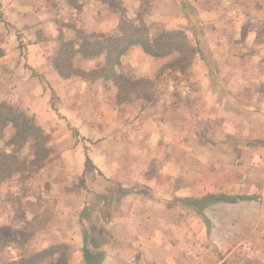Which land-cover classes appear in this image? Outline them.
<instances>
[{
  "label": "rangeland",
  "instance_id": "rangeland-1",
  "mask_svg": "<svg viewBox=\"0 0 264 264\" xmlns=\"http://www.w3.org/2000/svg\"><path fill=\"white\" fill-rule=\"evenodd\" d=\"M12 1L0 2V15L4 8L14 7ZM17 3L22 11H30L31 7L46 10V5L39 0H17ZM100 3L103 8L121 11H118L121 19L118 32L112 38L79 32V45L83 48L81 50L103 53L92 65L83 64L81 61L77 63L80 67L76 68L72 62L75 48L64 40L61 43L64 49L60 56L50 54L53 61L62 63L61 66L57 65L54 68L61 70L64 77L71 79L58 84L52 81L53 85H48L47 80L41 81L44 88L50 89L51 93L47 113L39 104L40 117L45 118L44 121L50 124V126L45 125L44 129L41 128L43 139H40L36 146V141L31 135L34 134L35 139L38 135L31 131L28 132L29 137L26 136L25 140L22 141L21 138L18 142L12 143L16 134L14 126L8 124L2 129L0 127V150L6 154L0 157V215L8 214L3 216L10 217V220L6 221L8 226L0 228V264H26L28 262L26 260L33 257L35 255L33 252L41 249L44 242L45 245L52 242L56 244L45 249H51L49 254L40 256L30 264H86L81 258V253L86 247L84 248L81 240L84 231L83 228L80 230L79 224L84 220L86 221L84 229L89 232L88 237L91 235V238H96L92 250H95L98 244L108 243L112 231L122 240L127 237L126 231L131 238L139 235L144 239L149 237L148 227H141L142 232L139 234L137 221L133 222L135 226L132 223L135 219L141 221L135 216H139V213L146 209L142 206L145 205L144 202L142 200L138 202V198L131 197L134 195H131V199L128 198L125 204L121 205V201L131 194V190H146L143 189L144 186H148L145 173L149 175L152 172L153 182L150 185H155L154 181L159 183L167 181L171 178L170 175L175 174L172 163L179 162L181 156L184 159L185 154H190L193 158L198 155L194 164L200 168L198 172L200 182H204L210 176L219 178L240 174L250 176L247 184L250 180L253 182L251 185L256 180H264V129L258 124V118L264 122V117L257 116L252 111H236L238 108L235 104H238V99H232L233 103L230 104L226 97L207 99L202 94L210 90V87L196 82L198 78H195L194 63L201 52L196 35L190 36L189 31H187L188 35L178 31L169 32L159 23L150 26L146 24L147 27H141L137 32L138 35L135 36L151 40L150 43L157 38L166 44L177 43V47L182 44L181 52L176 51L165 57L152 56L156 60L155 63L153 60L148 62L145 60L146 57L137 53H130V49L122 57L117 58L118 43L126 42L127 31L134 29L130 28L132 24L139 26L143 21L137 10L123 11L121 0H101ZM211 3L215 9L213 18L200 23L199 19L193 21L198 29L203 27L206 30L210 39L213 36H220L210 33V28L215 25L224 28L229 22H235L239 14H244L247 15L245 19L248 20V25L253 26L256 24L254 20L258 17L256 16L258 11L264 10V4L257 0H213ZM4 4L7 7L3 6ZM261 27L264 29V23ZM19 38L20 36L17 39L14 35L13 38H10V35L0 36L1 40H6L7 45L12 41V47L19 44ZM152 47L156 51L158 44ZM5 49L8 52L7 47H0V104L9 105L18 114L24 113L28 120L35 121L38 115L26 109L28 103L22 98L18 102L14 100V103L1 101L8 92H12L7 90L6 86L14 76L7 68ZM220 51L226 53V47L222 45ZM83 54L93 56L86 52ZM147 56L151 55L147 54ZM142 66L145 67V72ZM218 68L217 64L211 66L212 75L219 70ZM198 69L203 72L202 67ZM51 85L56 90L52 89ZM196 90H199L198 94ZM208 100L211 101L208 103ZM226 104L230 106L227 108ZM212 105H215L216 109L212 108ZM218 107L222 110L220 111ZM256 108L259 109L258 106ZM246 121L249 128H246ZM196 135L199 139L198 146L193 143L191 149L183 145V140L190 143L189 137ZM228 135L227 139L233 145L229 147L232 149L229 152L226 151V147L216 144L226 140ZM205 144L211 150L209 148L204 150ZM42 149H44L43 153ZM50 149L52 155L58 157L48 167L49 170L47 169L51 180L46 174L41 175L44 171L42 168L47 164L46 159ZM84 164L96 165L97 176L101 179H106L105 173L111 168L117 171L131 168L132 173L127 178L121 176L116 179L107 178L108 183H111L106 189L109 190L115 185L114 194L106 199L102 198L101 206L93 204L96 209L80 210L82 202L85 200L94 202L95 191L103 190V187H89L86 180L81 179ZM183 164L187 165L185 162ZM59 165L65 166L63 175H59ZM99 166L106 170L104 174ZM136 170H139L138 181L133 175ZM190 173L184 174L183 183L186 185L190 183V178L187 177ZM76 175L79 178H75ZM122 186L127 187L124 188L126 191H122L120 188ZM253 189L247 188L246 192L232 194L222 192L211 195L238 200L262 197L253 193ZM146 193L149 194L148 191ZM32 194L38 199L40 208L38 216L29 220L31 217L25 215L23 201ZM143 195L144 193L139 197ZM184 199L178 202L180 201L182 205ZM169 200L170 198H167V201ZM10 204H14V207L6 208ZM121 206L124 210L120 208ZM128 207L132 208L131 212L126 211ZM112 209H120L118 212L121 210L124 212L118 214L112 212ZM156 209L158 212V208ZM168 210L174 217L172 209L168 208ZM200 212L201 208L196 211L197 226L194 216L187 212L183 213V239L186 242L183 251L187 253L193 250L192 252L198 253V256L209 258L212 256L209 249L213 248L208 238L209 226L206 220L202 219ZM110 213L115 215L111 223H108ZM20 220L28 221V225H24L23 230L19 228L23 222ZM172 227L171 225L170 230ZM192 229L194 231L197 229V237L191 238ZM16 230L20 236L18 241H14L13 238L16 237L14 234ZM172 236L167 235L164 239H170ZM62 238L63 241L71 239V243H63ZM151 242L155 247L160 245V241ZM122 245L125 244L118 245L115 249L107 247V251L110 255H115L119 251L122 253ZM143 246L148 247L147 244ZM102 261L101 259L95 264H101ZM105 263L112 264L113 261L108 259Z\"/></svg>",
  "mask_w": 264,
  "mask_h": 264
},
{
  "label": "crops",
  "instance_id": "crops-1",
  "mask_svg": "<svg viewBox=\"0 0 264 264\" xmlns=\"http://www.w3.org/2000/svg\"><path fill=\"white\" fill-rule=\"evenodd\" d=\"M14 1H12L14 7H10L9 9L4 8L5 10L0 15V36L7 37V35H10V38H13L14 35L17 39L20 36L19 44L13 47L12 41H10L9 46L6 44V40L0 39V47L3 46V48L7 47L8 49V52L5 49L8 60L7 68L14 75L6 86L7 90H11L12 92H8L5 99L3 98L1 101L9 103L13 101L14 103V100L18 102L22 98L28 103L26 109L38 115L36 117L37 120L35 118V124L44 129L46 128L45 125L50 126V124L48 121H44L45 118L40 117L39 104H41V108H44V112L47 113V104L49 103L51 93L50 89L46 90L44 88L41 81L47 80L48 82L46 83L49 85L52 84V81L58 84V82L64 83V81H70L71 79L64 77L61 70L58 71L54 68L57 65L61 66L62 63L53 61L50 58V54L54 53L60 56L59 54L64 49L61 45L62 40H64L66 43L71 44L72 48H75L72 62L76 65V68L80 67L78 64L81 61L83 64L92 65L95 59L101 57L103 53L92 54L93 56L82 54L79 50V32L93 33L94 35L106 38L111 36L112 38L118 32L120 26L121 19L118 12L120 10L103 8L100 3L101 0H39L46 5V10L39 7H31L30 11H22L17 0ZM121 1L123 2V11L137 10L141 20L149 26L159 23L163 26V29L169 32L178 31L187 34V31H189L191 33L190 36L195 37L196 35L201 52L194 63L195 78H198L197 83L201 82L202 85L206 84L210 87V90L202 93L207 99L226 97L230 101V104L233 103L232 99H238V104H235L238 108L236 111H252L257 116L264 117V29L261 27V24L264 23V10L258 11L256 14L258 17L254 20L256 24H253V26L248 25V20L245 19L247 15L244 14H239L238 18H235V22H229L224 28L215 25L212 29L210 28V33H213V35L220 34V36H213L210 39L205 32L206 30L203 27L198 29V26L193 21L199 19L200 23V21L213 18L215 11L211 3L213 0ZM257 1L264 4V0ZM0 2L4 3L8 2V0H0ZM3 6L7 7L6 4ZM222 45L226 47V53L220 51V49L222 50ZM131 52L146 57L145 60L148 62L152 60L154 63L156 62L155 58L147 56V53L141 46H132L130 48ZM214 64L219 66V70L212 75L213 73L210 71V68ZM200 67H202L203 72H201V69H198ZM44 69L46 72H42ZM142 70L145 72V67L142 66ZM11 81H14V83ZM221 83L222 85H220ZM52 85L51 87L54 89L55 87ZM200 91L202 92L203 90ZM196 92L198 94L199 90H196ZM210 101L208 100V103ZM230 104H226L227 108ZM215 105H212V108H215ZM257 106L259 109L256 108ZM218 109L222 110L220 107ZM258 120V124L263 126L264 129L263 120L259 118ZM245 125L246 128H249L247 121ZM189 138L191 139L190 143H186L183 140L184 146H188L187 148L191 149L193 143H196L195 146H198L199 139L197 135ZM227 138H229V135L226 137V140L216 144L226 147V151L229 152L232 150L229 147L233 145ZM207 148L209 147L206 145L204 150ZM181 157L179 162L176 161L178 165L176 162L172 163L175 174L170 175L171 178L167 181L164 183L154 181L155 185H150L153 182L152 172L149 175L145 173L148 186H144L143 189L146 190H131V194H128L123 199L121 198V205L125 204L126 200L128 198L131 199V197L138 198V202L139 200L144 202L145 205L142 204V206L146 209L139 213V216H135V218L141 221L138 222L135 219L132 223H136L137 221L136 226L139 227V234L142 232V228L148 227L149 237L144 239L142 235H139L138 237L131 238L126 231L127 237L122 240L117 233L112 231L111 239L108 243L104 245L98 244L95 246L96 248L93 247L95 250H92L91 247L96 238H91V235L88 237L87 234L89 232L84 229L86 224L84 220L82 224L79 223L81 225L80 230L83 228L84 231L81 237L84 248L86 247L85 249H88L92 253V256H100L99 261L103 260L101 264H106L105 262L108 259L112 260L114 264H264V180H256L251 185L253 183L252 180L247 184L250 176L240 174L234 177L226 175L225 177L217 178L215 176L214 178L210 176L205 181L203 180L204 182H200L198 177L200 168L194 164L197 162L198 155L194 158L190 154H185L184 159ZM57 158L52 155L50 149L46 159L47 164L42 168L44 171L41 169L43 171L41 175L46 174L47 178L51 180V175L47 173V169L49 170L48 167ZM183 162L187 165H184ZM95 167L96 165L88 164L86 166L84 164L81 179L86 180L87 186L103 187V190L95 191L93 194L95 197L94 202L88 200L82 202L80 210L87 208L96 209L93 204L101 206L102 198L106 199L114 194L115 185L109 190L106 189V186L111 183H108L107 178L116 179L119 176L127 178L132 173L131 168H125L122 171L111 168V170L109 169L106 172L105 169L99 166L103 174L106 172V179H101L100 177L98 178V171ZM64 169V165L58 166L59 175H63ZM137 172L139 170L133 173L136 181L139 179ZM188 172H191L190 175H187L190 178V183L186 185L183 183V180L184 174ZM74 177L79 178L77 175ZM120 188H122V191H126L124 188L127 187L122 186ZM247 188H254L252 192L260 194L263 198L255 197L249 200H237L234 203L218 201L201 207L202 219L206 220L209 226L208 238L213 247L209 249L210 254H212L209 258L207 257L209 261L203 256H198V253H193V250L184 253L183 250L186 242L183 239V213L187 212L191 216H194L196 226L198 217L196 215L197 210L184 208L178 200H182V198L201 199L207 197L208 194L222 192H226L227 194L246 192ZM142 193L144 195L139 197ZM27 197L23 201L24 213L26 216L31 217L29 220H32L38 216L40 205L38 199H35L33 194ZM167 198H170L171 201H167ZM4 206L5 204L2 207L4 208ZM11 206L14 207V204L7 205L6 208H10ZM120 208L123 209L122 206ZM156 208H158V212ZM168 208L172 209L174 217H172V213H170ZM119 210H113L112 212L117 213ZM126 211L131 212L132 208L128 207ZM123 212L121 210L118 214H122ZM3 215H0V228L8 226L6 221L10 220V217H4L8 216V214ZM114 215L113 213L108 214L110 216L107 219L108 223H111ZM168 215L170 216L168 217ZM191 221H194V219H191ZM134 223L133 225L135 226ZM24 225H28L27 220L21 222L19 228L23 230ZM171 225L173 226L172 230H170ZM190 232L191 238L198 236L197 229L196 231L192 229ZM20 233L23 234L22 231ZM14 234H16V237L13 236L14 241L20 240L17 230L14 231ZM164 235L173 236L170 239H164ZM153 240L160 241V245L155 247L154 243L151 242ZM66 242L71 243V239L63 241V243ZM54 244L56 243L52 242L45 245L44 242L43 247L33 253L36 254L54 246ZM121 244H125L121 246L122 253L120 251L115 255L108 253L107 247L115 249ZM143 244H147L148 247L144 248ZM85 249L81 253V258L83 259L82 261L89 264L85 260Z\"/></svg>",
  "mask_w": 264,
  "mask_h": 264
},
{
  "label": "trees",
  "instance_id": "trees-1",
  "mask_svg": "<svg viewBox=\"0 0 264 264\" xmlns=\"http://www.w3.org/2000/svg\"><path fill=\"white\" fill-rule=\"evenodd\" d=\"M142 25H135L130 26V28H134V29H129L127 31V37H126V42H119L118 46H116V48L118 49V53H117V58L122 57L132 46H141L143 48V50L147 53L150 54L151 56L154 57H165L168 56L170 54L175 53L176 51L181 52L182 50V44L177 47V43L176 44H166L161 42V40H158L157 38L153 39L152 42L150 43L149 40H144V37L142 39V37H138L135 35H138V30L141 29V27H147V25L142 22ZM154 44H158V49H156V51L153 50L152 45ZM151 45V46H150ZM83 48H79L80 52L83 54L86 52V54L88 53L89 55L92 54H97L100 53L102 51H97V52H87L86 50H81ZM177 49V50H176ZM180 59V58H179ZM178 61V60H177ZM21 116V117H20ZM13 125L15 130H16V134L14 136V139H12V143L13 142H18V140L22 138V141L26 139V136L28 135V132H36L37 133V137L35 139V135L32 134L31 136L33 137V139L37 142H35V145H38V141L41 139H43L41 137V135H43L41 128L36 125L34 123V121H30L28 120V118L26 117V115L24 113L18 114L16 111L13 110L12 107H10L9 105L6 104H0V127L2 129V127H5L7 125ZM29 137V136H27ZM44 149H42V153H43ZM40 151H38L39 154ZM6 154L2 153V151L0 150V157L1 156H5ZM250 198H241L239 200H249ZM238 199H229L227 197H222V196H214V195H210L201 199H184L182 202V206L184 208H187L189 210H198L201 207L206 206L207 204H210L212 202H218V201H226V202H230V203H234L237 202ZM200 214L202 215V213L200 212ZM49 250H45L42 252H38L36 253L33 257L29 258L26 264H30L31 262H33L34 260H36L37 258H39L40 256H46L47 253L49 254ZM46 252V253H45ZM43 254V255H41ZM100 256L98 257H94L92 256V253H90V251H88V249H85V260L86 262H88L89 264H95L97 261H99ZM11 264H19V263H11Z\"/></svg>",
  "mask_w": 264,
  "mask_h": 264
}]
</instances>
